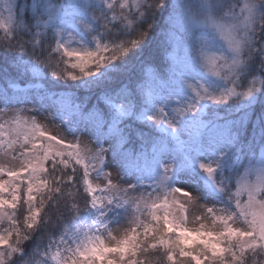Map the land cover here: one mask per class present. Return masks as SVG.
Masks as SVG:
<instances>
[{
    "label": "snow or ice",
    "instance_id": "6c2138e0",
    "mask_svg": "<svg viewBox=\"0 0 264 264\" xmlns=\"http://www.w3.org/2000/svg\"><path fill=\"white\" fill-rule=\"evenodd\" d=\"M0 55L94 94L0 89V264H264V0H0Z\"/></svg>",
    "mask_w": 264,
    "mask_h": 264
},
{
    "label": "trees",
    "instance_id": "16d2710c",
    "mask_svg": "<svg viewBox=\"0 0 264 264\" xmlns=\"http://www.w3.org/2000/svg\"><path fill=\"white\" fill-rule=\"evenodd\" d=\"M23 2V0H21ZM163 23V21H161ZM159 32V30H158ZM154 59L155 66L152 69H155L157 72H167V64H168V56L165 54L163 47L159 50L153 48V56L150 57ZM12 64L11 60L5 59L2 55H0V89L4 88L5 83L8 79H18L21 85L28 83L30 86H37L36 92L42 95H50L58 99L61 102V98H63L64 102H67L69 99L74 101L75 103H87L89 100H93L94 102V94L88 93L85 90L75 89L73 87H66L63 86V81L60 82V85L53 87L48 80L44 79H37L33 82L29 77L25 76H18L16 71L10 67ZM63 68V65H61ZM7 70V72H5ZM159 70V71H158ZM72 82H69L71 84ZM81 205L83 204V200L80 201ZM23 209L18 214L21 227H23ZM7 227V225H4ZM59 229H52L49 226V232H59ZM44 236L43 243L47 242V235L48 233H42ZM33 245V241H29L27 244L24 245L25 249L31 248Z\"/></svg>",
    "mask_w": 264,
    "mask_h": 264
},
{
    "label": "rangeland",
    "instance_id": "374dc122",
    "mask_svg": "<svg viewBox=\"0 0 264 264\" xmlns=\"http://www.w3.org/2000/svg\"><path fill=\"white\" fill-rule=\"evenodd\" d=\"M151 71L157 72L155 69H151ZM159 71V70H158ZM33 89V96L31 103L25 104L22 107H24L26 110V115H36L37 119L41 120L43 123L47 124L50 129L55 131L56 129L53 127V123L55 125H59L60 121L56 120L53 123L49 122V119H46V117H50L51 107L54 105H59L61 102L48 95H42L36 92L37 86H31ZM71 139V137H69ZM83 139H87L85 136ZM102 183V181H101ZM209 205H211V201H209ZM204 213V207L201 204H196L194 206H191L189 208V219L192 220L197 215H202ZM126 226V225H125ZM191 226V225H190Z\"/></svg>",
    "mask_w": 264,
    "mask_h": 264
}]
</instances>
